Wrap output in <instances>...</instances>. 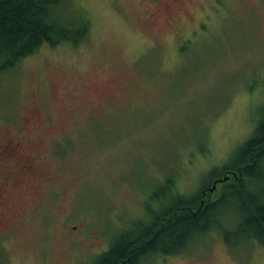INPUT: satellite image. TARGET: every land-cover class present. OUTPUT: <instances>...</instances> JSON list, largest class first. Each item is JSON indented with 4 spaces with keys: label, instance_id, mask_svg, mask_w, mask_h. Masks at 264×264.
<instances>
[{
    "label": "rangeland",
    "instance_id": "374dc122",
    "mask_svg": "<svg viewBox=\"0 0 264 264\" xmlns=\"http://www.w3.org/2000/svg\"><path fill=\"white\" fill-rule=\"evenodd\" d=\"M55 14L89 20L85 38L0 69V145L21 133L28 155L55 150L0 182V264H94L178 197L218 199L238 178L221 167L264 119V0H63ZM223 211L139 264H264Z\"/></svg>",
    "mask_w": 264,
    "mask_h": 264
},
{
    "label": "trees",
    "instance_id": "16d2710c",
    "mask_svg": "<svg viewBox=\"0 0 264 264\" xmlns=\"http://www.w3.org/2000/svg\"><path fill=\"white\" fill-rule=\"evenodd\" d=\"M61 1L0 0L1 70L16 66L43 43L54 46L70 40L76 44L85 38L89 20L80 17L71 19L69 25L62 23L55 14ZM221 169L228 178L235 173L238 178L224 186L226 189L218 199L207 198L201 203L204 196L191 200L178 197L172 204L153 212L151 221L138 227L136 234L123 233L115 237L94 264H139L153 255L179 252L198 236L220 228L227 204L236 212L233 214L237 222L235 233L243 241L250 239L264 245V198L253 191L259 189L258 184L264 185V119ZM214 182L217 183L218 178ZM211 185L202 192L208 191ZM229 234L230 231H225L226 240Z\"/></svg>",
    "mask_w": 264,
    "mask_h": 264
},
{
    "label": "flooded vegetation",
    "instance_id": "af4514ba",
    "mask_svg": "<svg viewBox=\"0 0 264 264\" xmlns=\"http://www.w3.org/2000/svg\"><path fill=\"white\" fill-rule=\"evenodd\" d=\"M12 134L9 136L6 141L0 145V182L4 183V190L12 186L14 182L12 179L14 177H23L31 175L32 173L38 170V166L36 163H41L42 160H46L52 157L53 152V145L50 144L49 149L44 154L35 153L28 155L23 149V143L25 142L26 138L22 135ZM52 148V150H51ZM43 181H49L50 178L45 176L42 178ZM2 184V183H1ZM51 185L47 187L50 188ZM14 188L11 187V189ZM51 189V188H50ZM53 192V190L51 189ZM13 191L8 194V197L11 196ZM3 195V196H5ZM40 204L37 205L36 210L40 208ZM5 209L4 207L0 210V219L5 216ZM17 216V215H16ZM17 218V217H16ZM15 218V219H16Z\"/></svg>",
    "mask_w": 264,
    "mask_h": 264
},
{
    "label": "water",
    "instance_id": "95a60500",
    "mask_svg": "<svg viewBox=\"0 0 264 264\" xmlns=\"http://www.w3.org/2000/svg\"><path fill=\"white\" fill-rule=\"evenodd\" d=\"M224 179H226L227 178V176H225V177H223ZM215 187V184H213L210 188H209V190H212L213 188ZM203 201H201V203H202Z\"/></svg>",
    "mask_w": 264,
    "mask_h": 264
}]
</instances>
